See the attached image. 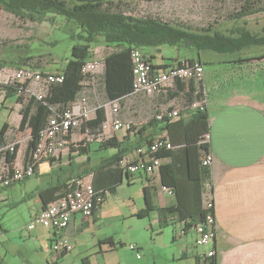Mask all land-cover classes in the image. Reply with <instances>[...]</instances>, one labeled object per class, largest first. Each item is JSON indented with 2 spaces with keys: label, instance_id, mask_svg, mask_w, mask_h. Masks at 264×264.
Instances as JSON below:
<instances>
[{
  "label": "crops",
  "instance_id": "crops-1",
  "mask_svg": "<svg viewBox=\"0 0 264 264\" xmlns=\"http://www.w3.org/2000/svg\"><path fill=\"white\" fill-rule=\"evenodd\" d=\"M231 23L232 21H225L222 27L226 28V24L231 26ZM262 27L264 24L259 31ZM262 45L246 47L236 53L192 50L194 59L202 63L201 83L207 95L203 105L209 111L207 140L213 160L210 166L211 188L208 193L214 202L216 222L215 238L210 248L216 252L217 264H264V49L253 50ZM155 50L159 52V47ZM142 52L147 56L152 55L153 64L157 65H170L175 62L174 59L186 58L177 53L170 62H156L153 52ZM188 59L191 58L185 60ZM28 87L33 91L40 88L33 82L29 83ZM101 91L96 93L94 90H88L83 95L92 108L90 118L94 116L95 109L105 101L102 85ZM116 102V113L111 111L109 105L105 106V122L116 115L123 122L134 125L133 131L125 128L102 130L104 135L101 139L82 132L80 127L75 128L71 130L66 143L58 148L54 155L37 164L32 175L9 186L0 182V264H94L91 257L98 255L105 258L122 243L119 237H116L115 231L109 229V223H106V218L102 216V210L109 197L114 196L119 188L135 181L141 184L143 202L137 205V202L128 197L133 205L136 204L130 209L131 215L140 218L137 213L149 206L151 209L146 217L149 218L150 214L154 213L150 228L154 225L156 229H160L155 207L174 203V196L161 186L158 169L152 173L142 170L134 173L127 168L122 173L121 183L115 186L112 193L106 191L104 202L89 218L80 213L71 216L63 231L73 244L72 250L54 252L51 246L54 232L50 228L36 224L30 232L26 229V224L41 207V189L56 185L58 181H64L68 177L82 176L92 181L95 178L92 168L102 158L113 155L117 149L103 148L100 146L102 140L115 137L119 143L133 141L137 128L145 123L153 112L174 101L170 103L165 100L163 94L157 93L129 94ZM18 116L20 122L19 112ZM6 122L8 128L5 142L20 141L21 136L12 134L18 126L13 127L9 121ZM148 131V128L143 130L144 133ZM22 132L27 134L29 131ZM25 149L26 142L24 141V145L19 142L16 167L24 164ZM125 156L131 158L134 152L131 151ZM192 162V176H197L199 169L194 159ZM16 185L20 186V192L14 195ZM22 202L27 204L25 217L21 218L18 225L9 224L11 212ZM122 214L121 212L118 216ZM169 225H172L173 232H176L173 233L172 239L175 240L176 234L179 236L178 262L197 264L196 256L201 248L195 245L197 234L194 228L190 227L184 234H180L183 229L180 221H174L166 227ZM136 245L139 248V257H136L134 252L135 258L141 260L142 246L138 243Z\"/></svg>",
  "mask_w": 264,
  "mask_h": 264
},
{
  "label": "trees",
  "instance_id": "trees-1",
  "mask_svg": "<svg viewBox=\"0 0 264 264\" xmlns=\"http://www.w3.org/2000/svg\"><path fill=\"white\" fill-rule=\"evenodd\" d=\"M214 1L219 5V13L226 1ZM127 3L125 0H0V8L15 16L42 21L59 14L76 26V31L72 33L75 42L71 46L70 57L60 70L63 74L62 80L50 82L46 87L39 85L38 90L17 94L16 100L23 103L19 111L21 118L18 129L29 131L23 165L32 161L31 157L37 142L50 118L59 117L83 96L82 93L85 91L83 81L89 73L83 74L81 69L86 61L92 59V46L100 38L107 46L112 47V50L103 56L101 62L100 83L105 101L95 109L92 118L80 124L81 131L93 137H97L102 132V125L106 120L105 106L129 94H136L133 92L134 74L130 55L133 47L141 50L142 47L169 44V46L185 47L188 50L236 53L246 47L264 44V27L260 31L251 30L246 20L247 17L264 12V0H234L227 14L222 16L224 22L232 21V25L226 28H222L217 19L204 25L187 26L182 23H170L152 15L134 14L128 10ZM145 56L152 61V55ZM193 60L195 59L187 61ZM167 65L156 64L153 67ZM201 81L195 78H177L169 87L166 86L155 92L154 94H163L168 102L180 98L182 109L180 111V108L168 105L153 112L154 114L137 128L133 141L119 143L115 137H110L100 142L103 148L117 149L113 155L102 158L92 168L95 177L91 181L92 188L95 195L100 197L94 203L93 212L104 202L106 191L112 193L115 186L121 183L122 173L125 170L121 162L124 158H129L125 156L126 154L134 152L135 157L131 158L136 160L143 156L137 154L138 148L147 147L155 140L160 142L166 140L170 146L159 144L153 155L161 159L158 167L161 186L171 191L175 201L168 206L155 207L158 226L161 229L174 221H180L183 224L182 230L186 232L188 228L204 221L208 209L204 208L203 198L204 193L211 188V167L203 165L201 160L210 152V143L207 140L209 111L205 106L202 108L193 106L195 102L202 104L206 102L207 95ZM14 92L12 87L6 90L10 95ZM173 109H178L176 117L156 118L159 112ZM7 128L8 124L4 122L0 129V148H2L0 165L7 167L6 173L11 175L16 167L15 159L19 142L17 140L5 142ZM147 128L149 131L144 133L143 130ZM133 130L134 125L128 129V131ZM12 142H14V150L10 151L7 144ZM193 159L199 169L197 176H192L191 173ZM106 168L109 171H104ZM72 178L74 177H68L64 181H58L56 185L52 184L41 189L39 191L41 206L61 197L68 187V180ZM150 209L151 207L147 206L137 213V216L146 217ZM210 264H217L216 257L210 259Z\"/></svg>",
  "mask_w": 264,
  "mask_h": 264
},
{
  "label": "rangeland",
  "instance_id": "rangeland-1",
  "mask_svg": "<svg viewBox=\"0 0 264 264\" xmlns=\"http://www.w3.org/2000/svg\"><path fill=\"white\" fill-rule=\"evenodd\" d=\"M125 1L128 2V10L134 14L143 16L152 15L170 21V23H182L187 26L204 25L215 19L222 26L225 23L222 16L227 14V10L234 3V0H224L226 3L219 10L220 17H218L219 5L214 3V0ZM51 17V19L42 21L30 20L28 17H18L0 8V129L6 121L10 122V126H18V112L23 105L22 102H18L15 99L17 95L15 92L12 95L6 93L8 87H11L4 84L6 76L22 66H27V68L34 70L60 72L65 61L70 57L71 46L75 42L72 33L76 29V26L73 22L66 20L59 14ZM247 23L251 30L259 31L260 27L264 24V12L251 16L247 19ZM228 26L230 25H225V27ZM155 48L149 46L142 47L141 50L153 52L155 55L154 61L156 62H170L177 53L184 55L186 58L194 59V52L185 47L162 44L159 46V52H156ZM260 49H264V45L257 46L253 50L258 51ZM91 50L92 58L102 61L103 56L108 51H111L112 47L107 46L100 38L92 46ZM101 75L102 65L100 64L93 73H89L85 77L83 81L85 90L82 93L83 95L88 90H94L96 93L102 92ZM176 99L173 103L170 102L169 106H176L181 111V99ZM16 102L19 104H16ZM135 128H137V125ZM12 132V134L21 136L18 142L24 145L27 134L19 131L17 128H14ZM141 189L140 182L135 181L128 186L124 184L117 190L114 196L109 197L107 204H105L102 210V216L106 218V223H109V229L115 231L116 237H119L122 245L115 251L108 253L105 258L98 255L91 257L94 264H187L186 262H178L179 257L177 256V252L179 242L177 240L179 236L176 234L177 238L175 237V240L172 239L173 233H176L173 232L172 225L162 230L156 229L154 225L150 228V221L153 220L154 213H151L149 218H136L131 215L130 209L134 208L136 204L138 205L143 202ZM19 192L20 186L16 185L13 194L17 195ZM128 197H131L137 203L133 205L132 200ZM26 212L27 204L22 202L11 212L9 224L18 225L21 218L25 217ZM121 212L123 213L122 216H118ZM130 243H138L142 246L140 253L142 255L141 260L135 258V251L129 248Z\"/></svg>",
  "mask_w": 264,
  "mask_h": 264
},
{
  "label": "built area",
  "instance_id": "built-area-1",
  "mask_svg": "<svg viewBox=\"0 0 264 264\" xmlns=\"http://www.w3.org/2000/svg\"><path fill=\"white\" fill-rule=\"evenodd\" d=\"M132 59L133 78V92L136 94L150 95L160 91L177 78H195L201 79L203 68L200 60L185 61V59L175 60L173 64H168L165 67H153V61H150L145 54L133 47L130 50ZM101 60L97 58L89 59L82 66L81 72L83 74L93 73L101 64ZM153 64V65H152ZM62 72L58 71H43L34 70L22 66L15 69L12 73L6 76L5 85L11 86L16 94L28 92L31 89L28 84L33 82L35 84L46 87L47 84L53 81L60 82L62 80ZM113 113L117 112V102L108 104ZM195 106L202 108V103L196 102ZM178 109L171 111H162L156 115L157 119L163 117L174 118L177 116ZM92 108L90 107L86 97L82 96L71 107L67 108L59 117L53 116L50 118L46 128L42 131L41 137L37 142L36 148L32 154V161L27 165L15 167L8 175V169L4 165H0V180L3 184L10 185L11 183L28 177L34 173L36 166L42 159L54 155L58 148L66 143L67 136L70 131L79 128L80 124L86 119H90ZM132 124L130 122H123L120 118L114 115L110 121H106L102 125V130L107 131L118 130L119 128L130 129ZM101 132L98 137L103 139L104 132ZM159 144H165L169 147L168 141H158L137 149V154H142V157L134 160L133 158H124L122 165L130 172H138L140 170L152 173L158 169L161 164V159L154 156ZM10 151L14 150V142L7 144ZM2 148H0V151ZM213 155L211 152L206 154L201 160L203 165L211 166ZM1 162V157H0ZM209 187V185H207ZM91 181L82 176L74 177L68 180V187L64 194L55 201L48 202L46 205L41 206L37 213L26 224V229L30 232L36 227V224L45 228L53 230V239L51 246L54 252L62 253L72 250L73 244L65 235L64 229L69 223L71 216L74 213H80L85 218H89L93 213V206L96 200L100 197L95 195L92 188ZM171 193L170 190H167ZM204 208L208 209L205 219L202 222L193 226L197 238L194 242L197 247H201L200 252L197 254V264H210V259L215 257V250L210 248V244L215 238V216H214V202L208 192L204 193ZM180 234H184L181 229ZM129 248L136 252V257H139V248L136 244H129Z\"/></svg>",
  "mask_w": 264,
  "mask_h": 264
}]
</instances>
